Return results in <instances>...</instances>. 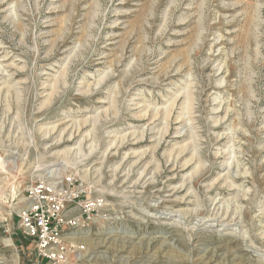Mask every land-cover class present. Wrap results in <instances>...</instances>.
I'll return each mask as SVG.
<instances>
[{
	"label": "rangeland",
	"instance_id": "rangeland-1",
	"mask_svg": "<svg viewBox=\"0 0 264 264\" xmlns=\"http://www.w3.org/2000/svg\"><path fill=\"white\" fill-rule=\"evenodd\" d=\"M0 49V264H56L20 215L66 174L106 214L63 264H264V0H0Z\"/></svg>",
	"mask_w": 264,
	"mask_h": 264
},
{
	"label": "built area",
	"instance_id": "built-area-1",
	"mask_svg": "<svg viewBox=\"0 0 264 264\" xmlns=\"http://www.w3.org/2000/svg\"><path fill=\"white\" fill-rule=\"evenodd\" d=\"M28 194L20 228L37 241L39 256L50 262L66 263L73 243L66 240L77 231L88 230L94 222L105 220V201L90 198L86 183L75 175L35 182Z\"/></svg>",
	"mask_w": 264,
	"mask_h": 264
},
{
	"label": "bare ground",
	"instance_id": "bare-ground-1",
	"mask_svg": "<svg viewBox=\"0 0 264 264\" xmlns=\"http://www.w3.org/2000/svg\"><path fill=\"white\" fill-rule=\"evenodd\" d=\"M0 50H1V49H0ZM0 70H1V69H0ZM1 73H2V72H1ZM4 73H5V72H4ZM105 77H106V76H105ZM189 96H190V95H189ZM178 98H179V97H178ZM182 102H183V101H182ZM180 104H181V103H180ZM171 107H172V106H171ZM185 107H186V106H185ZM188 108H189V106H188ZM174 109H175V108H174ZM139 110H140V109H139ZM182 110H183V109H182ZM189 110H190V108H189ZM189 110H188V111H189ZM168 112H169V111H168ZM146 113H147V111H146ZM172 113H173V112H172ZM172 113H171V115H172ZM144 114H145V113H144ZM155 114H156V113H155ZM157 114H159V113H157ZM157 114H156V115H157ZM161 114H162V113H161ZM145 115H146V114H145ZM145 115H144V116H145ZM156 115H155V116L153 115V117H154L155 119H157V116H156ZM169 115H170V114H169ZM142 117H143V116H142ZM142 117H141V119H142ZM154 118H153V119H154ZM182 118H183V117H182ZM168 119H169V118H168ZM185 119H186V118H185ZM147 121H148V120H147ZM178 121H180V119H179ZM152 122H153V121H152ZM176 122H177V121H176ZM176 122H175V123H176ZM181 122H182V121H181ZM185 122H186V121H185ZM150 123H151V122H150ZM60 124H61V123H60ZM171 124H172V123H171ZM56 128H57V126H56ZM68 128H69V126H68ZM80 128H81V127H80ZM46 129H47V128H46ZM54 129H55V128H54ZM78 129H79V128H78ZM167 129H169V128H167ZM165 130H166V129H165ZM167 131H168V130H167ZM47 132H49V131H47ZM53 132H54V131H53ZM53 132H51V133H53ZM60 133H61V132H60ZM86 133H87V132H86ZM160 133H161V132H160ZM135 139H136V138H135ZM141 139H142V138H141ZM133 141H134V140H133ZM138 143H139V142H138ZM188 143H189V142H188ZM188 143H187V144H188ZM113 144H115V143H113ZM139 144H140V143H139ZM133 145H134V144H133ZM121 146H122V144H121ZM134 146H135V145H134ZM112 148H113V147H112ZM154 149H156V148H154ZM92 150H93V148H92ZM72 151H73V148H70V149H67V150H65V151L58 152L57 154H58V155H61V156H64V155H68V154H70ZM90 152H91V151H90ZM136 152H137V151H136ZM140 152H143V150L140 151ZM225 153H226V152H225ZM132 154L134 155V154H136V153L134 152V153H132ZM139 154H140V153H139ZM139 154H138V155H139ZM145 154H146V153H145ZM187 154H189V153H187ZM226 154H227V153H226ZM136 155H137V154H136ZM141 155H143V154L141 153L140 156H141ZM228 155H229V153H228ZM141 157H142V156H141ZM130 158H131V157H130ZM189 159H191V158H189ZM138 161H139V160H138ZM154 161H155V160H154ZM153 163H154V162H153ZM189 163H190V162L186 163V164L184 165V167L188 166ZM191 163H192V162H191ZM197 164H198V163H197ZM198 166L200 167V165H197V167H198ZM173 167H174V166H173ZM201 167H202V166H201ZM201 167H200V168H201ZM203 168H204V167H203ZM199 171H200V170H199ZM199 171H198V172H199ZM157 172H158V171H157ZM175 172H176V171H175ZM192 172H193V171H192ZM115 173H116V172H115ZM195 173L198 174L196 171H195ZM127 174H128V173H127ZM143 174H144V172H143ZM191 174H192V173H191ZM153 175H154V174H153ZM114 176H115V175H114ZM190 176H191V175H190ZM191 177H192V176H191ZM113 179H114V178H113ZM140 179H141V178H140ZM190 181H191V180H190ZM225 181H226V180H225ZM231 182H232V181H231ZM135 183H136V182H135ZM215 183H216V181H215ZM230 186H231V185H230ZM232 188H233V187H232ZM230 189H231V187H230ZM183 200H184V199H183ZM223 217H224V216H223ZM237 221H238V220H237ZM175 224H176V223H175ZM202 224H203V223H202ZM233 225H234V224H233ZM233 235H234V234H233ZM69 240L74 242V240H72L71 238H70ZM76 240H77V239H76ZM80 241H81V240L78 239V240H77V243H79ZM75 242H76V241H75ZM81 242H82V241H81ZM81 242H80V243H81ZM93 252H94V251H93ZM90 256H91V255H90Z\"/></svg>",
	"mask_w": 264,
	"mask_h": 264
}]
</instances>
